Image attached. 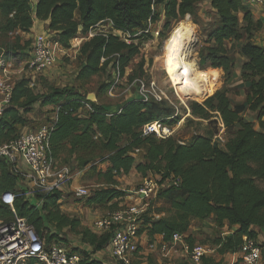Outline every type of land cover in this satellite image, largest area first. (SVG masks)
I'll use <instances>...</instances> for the list:
<instances>
[{"label": "trees", "instance_id": "trees-1", "mask_svg": "<svg viewBox=\"0 0 264 264\" xmlns=\"http://www.w3.org/2000/svg\"><path fill=\"white\" fill-rule=\"evenodd\" d=\"M200 1L0 0V46L6 55L25 57L17 52L20 48L18 37L10 43L8 34L28 32L34 21H48L46 33L57 37L62 46L78 31L86 34L91 27L107 20L131 40L146 38L148 32L140 36L136 33L145 30L148 19L155 22L159 18L160 7L164 27H169L171 20L192 15ZM207 1L217 23L207 34L213 45L204 48L199 64L221 68L227 74L235 59L225 43L244 39L240 48L244 57L242 74L234 83L236 86L247 83L241 104L233 106L227 90L222 89L201 104L191 102L189 105L192 116L204 120L217 117L221 127L232 130L223 146L204 134H197L183 143L172 136L159 139L152 134L143 135L142 127L146 123L163 120L174 126L178 116H174L171 107L153 98L144 101L134 96L116 106L89 101L86 95L72 87H56L46 79L41 81L39 76L48 68L33 78L23 76L13 82L9 101L0 114V144L17 137L20 128L31 126L33 120L28 114L35 106H51L55 119L46 122L52 123L48 155L64 164L73 162L78 168L89 166L88 173L96 174L103 184L93 190L89 188V194L83 198L86 205L111 203L108 212L122 209L125 205L119 204L127 191L119 187L116 177L127 175L133 168L142 178L156 174L157 190L139 217L138 233L161 234L168 240L174 232L185 234L192 222L211 217L217 228L224 224L228 227L226 235L211 237L217 254L235 253L243 242L252 239L263 250L264 264V243L256 241L257 233L251 228L264 229V187L258 185V181L264 180V47L250 40L252 30L259 25L252 22L242 0ZM239 12H243L241 21ZM29 42L25 41V46ZM141 45L139 40L127 44L112 34H94L79 49L83 60L75 79L87 80L107 69L121 76ZM245 109L255 114L259 129L254 128L253 122L243 119L241 112ZM6 191L14 194L16 215L33 225L46 243L60 242L58 232L68 227L93 249L90 253L85 249L81 252L68 250L80 256L78 264H103L90 254L107 245L110 232L97 234L80 227L78 220L61 214L58 207L61 190L34 193L35 202L32 203L31 198L18 191L13 165L0 159V195ZM157 202L163 207L155 213L150 212ZM11 216L10 207L0 200V219L7 220ZM51 227L55 231L52 232ZM185 240L189 245L194 244L190 234ZM24 264L43 263L27 258ZM200 264H221V261L208 253L201 258Z\"/></svg>", "mask_w": 264, "mask_h": 264}, {"label": "built area", "instance_id": "built-area-1", "mask_svg": "<svg viewBox=\"0 0 264 264\" xmlns=\"http://www.w3.org/2000/svg\"><path fill=\"white\" fill-rule=\"evenodd\" d=\"M247 1L264 9V0ZM105 22L112 25L108 20ZM150 23L148 19L145 30L139 32L147 33V25L150 26ZM98 24L88 31L91 36L96 34L93 29ZM113 30L116 32L115 36L117 34L124 36L122 41L127 44L132 43L128 34L114 27ZM62 47L53 34L46 32L36 34L32 43L31 56L24 65L26 77L33 78L37 73L51 67ZM3 66L4 64L0 62V94L2 95L0 114L3 111L4 104L9 101L13 85L5 77ZM116 74L117 79L119 75ZM135 83L138 86L137 98L144 101L150 98L160 101L158 90L153 83L149 87L142 79L136 80ZM114 87L115 83L108 88V95L111 97L114 95ZM51 129L52 123H48L34 130L19 133L17 137L0 144V159L9 162L15 169L17 160L21 158L29 168L27 177L32 182L33 189L28 193L22 192L25 195L30 192L32 194H44L56 189L60 190L69 181L68 169L55 168L53 158L48 155V137ZM174 129L173 126L163 123V120H155L146 123L142 127V134H152L159 139H165L173 135ZM156 190L157 184L144 180L136 192L137 198L133 200L134 203L126 204L122 209L108 212L93 222L95 230L110 232L108 241L110 255L120 264H131V256L137 252L136 239L139 234V217L148 205V201L154 197ZM75 193L80 197L87 196L89 188L79 187L75 190ZM0 200L7 204L12 212L9 219H0V264H20L27 258H34L43 264H78L80 256L77 253H70L61 242L55 240L46 243L44 238L36 232L33 225L29 224L25 218L16 215L13 209L14 194L12 192H3L0 195ZM175 244L180 246L191 264H200L201 258L212 252L211 247L206 244L194 243L189 245L184 234L178 232H174L167 242L160 245L159 249L162 253H165ZM154 248V243H151L149 249ZM236 253L240 264H259L260 248L252 239L243 242Z\"/></svg>", "mask_w": 264, "mask_h": 264}, {"label": "rangeland", "instance_id": "rangeland-1", "mask_svg": "<svg viewBox=\"0 0 264 264\" xmlns=\"http://www.w3.org/2000/svg\"><path fill=\"white\" fill-rule=\"evenodd\" d=\"M160 9V16L155 22H151L150 26L147 25L146 38L140 37V39H133L132 42L138 40L142 42L139 48V52L129 61L124 73L116 79V73L112 69H107L87 80H76V73L80 64L82 63L83 56L80 54V47L82 44L92 37L89 32L82 34L77 32L75 37L70 42L63 46L59 52V55L55 63L45 70V75H40L39 79L48 80L52 86L56 87H72L77 90L81 95L93 94V102L103 103L106 105L114 106L127 99H130L137 95L136 80L142 79V81L149 87L151 83L157 88L159 100L168 105L173 109L174 116H178L177 123L173 126L174 133L172 137L180 143L187 142L191 137L197 134L208 135L215 140L220 146H223L226 139L232 134V130H225L220 126V120L217 117H211L208 120L197 118L191 115L189 105L191 102H197L201 104L208 96L212 95L216 90H227V96L229 97L230 103L233 106L241 104L240 101L245 97L244 88L246 84L236 86L234 84L242 74V62L244 57L240 53L241 45L244 39H231L225 43L228 52L234 57V66L227 71V74L221 68H213L211 66H201L199 64L200 55L205 53V47L213 45L212 42L208 41L207 34L209 30L216 25L217 20L212 8L207 0H202L197 3L194 13L192 15H185L180 20H171L169 27H164V15ZM179 21H187L194 29L192 41H190L189 48L186 51V60L189 66V62H193L195 69L198 71L207 72L212 79L211 85L207 93L203 94L202 99L193 100L188 99L183 92L180 90L178 83V77L174 74V86L172 85L167 73L165 72L162 64L163 45L174 25ZM191 22V23H190ZM195 26V27H194ZM93 32H104L107 34H116L113 30L112 25L109 22L98 24ZM141 33L137 32L136 36H140ZM117 37L121 40L124 39L122 34H117ZM2 41V39H0ZM13 59L14 67H17L22 62L19 54L11 55ZM24 66V65H23ZM197 67V68H196ZM41 73V74H43ZM48 76V77H46ZM132 79H130V77ZM115 83L113 97L108 95V88ZM39 86L43 83H38ZM87 108V106H85ZM51 106L38 107L35 106L33 109V116L36 118L31 127L34 129L43 126L48 122V116L46 115L50 111ZM84 110V109H83ZM84 112V111H83ZM241 115L244 120H249L254 123V128L259 129L255 120V114L248 111L247 109L242 110ZM137 158H139L137 156ZM144 180L150 181L152 184H156L158 176L156 174H149L142 178L139 174L134 173L125 175L122 179L123 188L127 191L125 197L126 203L132 202L137 198L136 192L143 183ZM260 187H264V180L258 181ZM148 201L147 204H149ZM160 203L152 205L150 212L155 213L156 210L162 208ZM148 208L146 206L145 210ZM144 210V211H145ZM197 223V222H196ZM195 223V224H196ZM225 231V230H223ZM199 237L197 242L206 244L211 247L213 256L215 246L212 244V238ZM203 238V239H200ZM67 238L65 234L61 236L60 242L65 243ZM68 240V239H67ZM64 245V244H63ZM25 260L20 263L24 264ZM263 263V250H260V261L259 264Z\"/></svg>", "mask_w": 264, "mask_h": 264}, {"label": "crops", "instance_id": "crops-1", "mask_svg": "<svg viewBox=\"0 0 264 264\" xmlns=\"http://www.w3.org/2000/svg\"><path fill=\"white\" fill-rule=\"evenodd\" d=\"M242 2L249 10L252 22L259 25L257 29L252 30L250 40L257 45L264 47V9L246 0H242ZM242 15L243 12L238 13L240 21L242 19ZM47 26L48 21H34L28 32L14 31L8 34L9 38L7 40L10 41V43L11 41L16 40L15 36L18 37L17 41L20 45V48L17 49V52H21L25 55V57L20 59L22 60V62H20L21 65L14 67L12 57H10V55H6L4 49H2L0 46V62L4 64L3 69L5 70V77L9 80V82L13 83L15 80L26 76L25 66L23 65H25V62L31 56L34 36L39 33L47 32ZM28 40L30 41L29 45L25 46V41ZM42 75H45V73ZM242 101L243 100L240 102ZM0 102H2L1 94ZM121 103H118L117 105H120ZM46 115L49 117L48 122L55 119V112L52 111V107ZM28 117L33 121L36 120V118L33 116V110L28 114ZM30 130H34V127H22L20 128L19 133L28 132ZM136 160V162L139 161V159ZM53 162L55 168L57 169L67 168L70 177L68 183L60 189L62 192L58 201L60 213L66 215L67 217L78 220L80 227H86L97 234H102L103 231H97L93 228V222L108 213V207L111 203L107 204L106 206H88L83 201L84 197L77 196L75 193V190L79 187H87L91 188L92 190L96 187H101L103 184L98 180L97 175L88 173L90 171L89 166L78 168L73 162H71V164H64L60 159H53ZM105 166L106 164L103 165V167ZM133 171L136 173L133 168L128 174H131ZM14 173L18 177V191L28 193L33 189L32 182L27 177L29 168L21 158L17 160ZM123 177H125V175L116 177V180L119 182V187L122 190H124L122 183ZM27 196L28 198H31L32 203L35 202L31 192L27 194ZM129 203H134V201L126 203V199L124 198L123 202L119 205L121 206ZM195 223L196 222H192L189 225L187 232L184 234L185 238L190 234L192 240H194V243L197 242L196 239L202 237L201 234L204 236L203 238H211L213 235H226L228 233V227L226 224H224L221 228H217L211 217L209 219L197 222L196 224ZM251 228L257 233L256 241L258 243H264V229L261 230L257 226H252ZM50 229L52 232L55 231L53 227ZM58 234H60L62 237L65 234V238L68 239L65 240V243L61 242L64 244L67 250L81 252L83 249H85L88 250L89 253L93 250L91 246L84 244L81 241V236L79 234L71 232L68 227L63 228L58 232ZM136 241L137 252L131 256V264H191L186 254L180 249L178 244L173 245L167 252L162 253L159 249L160 245L164 242H167L168 240H164L161 234L149 236L146 231H143L138 234ZM151 243H154V249H149V245ZM90 256L98 261H101L103 264H120V262H117L111 257L108 243L104 248L91 253ZM213 257L216 261H221V264H240L238 261V254L236 252H228L223 255L215 253Z\"/></svg>", "mask_w": 264, "mask_h": 264}, {"label": "bare ground", "instance_id": "bare-ground-1", "mask_svg": "<svg viewBox=\"0 0 264 264\" xmlns=\"http://www.w3.org/2000/svg\"><path fill=\"white\" fill-rule=\"evenodd\" d=\"M191 23V22H190ZM195 27V26H194ZM194 29L187 21H179L164 42L162 64L172 85L174 74L178 77L180 90L188 99L200 100L207 93L211 85V75L195 69L193 62L186 60V51L189 48ZM197 68V67H196Z\"/></svg>", "mask_w": 264, "mask_h": 264}, {"label": "water", "instance_id": "water-1", "mask_svg": "<svg viewBox=\"0 0 264 264\" xmlns=\"http://www.w3.org/2000/svg\"><path fill=\"white\" fill-rule=\"evenodd\" d=\"M86 98L89 101H93L94 95L93 94H88Z\"/></svg>", "mask_w": 264, "mask_h": 264}]
</instances>
